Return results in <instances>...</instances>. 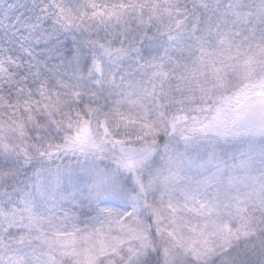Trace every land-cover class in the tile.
Instances as JSON below:
<instances>
[{"label": "snow or ice", "instance_id": "1", "mask_svg": "<svg viewBox=\"0 0 264 264\" xmlns=\"http://www.w3.org/2000/svg\"><path fill=\"white\" fill-rule=\"evenodd\" d=\"M0 264H264V0H0Z\"/></svg>", "mask_w": 264, "mask_h": 264}]
</instances>
